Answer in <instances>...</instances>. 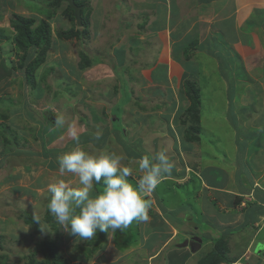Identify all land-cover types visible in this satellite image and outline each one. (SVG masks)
Masks as SVG:
<instances>
[{"label": "crops", "instance_id": "1", "mask_svg": "<svg viewBox=\"0 0 264 264\" xmlns=\"http://www.w3.org/2000/svg\"><path fill=\"white\" fill-rule=\"evenodd\" d=\"M15 1L16 0H3L0 2L2 4V6H0V13L8 12V14H6L8 17L11 16V13L18 14L14 11ZM34 1L35 0H32V2ZM76 1L77 3L84 4V6H82L76 3L81 6L82 19L89 21L88 27L90 36L84 41L85 48H88L90 53H95L93 51L94 48H97L98 44L104 45L102 54H104L110 62L100 61L102 59L100 58L96 64L110 66L114 73L107 76L105 79L96 81V85H99V87H96V89L92 87L89 91V95H87L89 96V101H91V99L94 100L90 105H97L98 102L110 100L114 97L117 98L113 103H118V100L122 97L121 85L123 81L128 84L129 88L132 86L134 90V94H132V103L130 104L128 102L129 104L125 107L119 119L113 116L115 114L109 113L108 115H104L109 118L107 120L103 118V115L97 116L91 120L90 124L86 122V127L83 128V130H78L76 132L80 146H87L92 153L103 151L123 154L125 157L123 162L125 166L134 169L133 175L128 178L129 182L133 185L138 183L139 176L142 175V173H139L137 170V163L142 155V153L137 154L138 152L134 151L137 144L140 145L141 150L147 149L146 152L149 151L150 153H156V151L162 149L173 151V154L168 156L170 162L173 164L172 171L170 174L163 177L161 183L170 182L172 184L186 185L193 181L195 176L199 179L198 187H195L192 191L194 196L193 200L198 204L197 209H194L193 201L187 202L189 205L188 211H185L183 207L179 205L175 207H172L171 204L170 206H166V202L164 199L159 198L156 190L149 195L152 201V206L148 213L149 219L140 223L134 221L137 233L139 232L137 235L141 238V241H139L143 243V246L140 248H145V251H148V264H150V261L159 258L161 253H164L163 256L168 260V264H184L192 256L189 247H177V245H175L177 241L173 243L179 234H182V239L179 240V243L189 238L187 233L191 230L189 225H186L184 229L180 228L176 219L172 218V216H168V212H175L174 210H177L175 217L177 219L181 217L184 221H186V214L188 212L192 213L193 219L198 215L203 222L200 226L201 233L198 234L202 236V240L204 237L203 235L208 237L206 242L202 241L201 247L204 245V248L207 250L211 248L207 247L209 244H212L211 239L217 238L221 234H226L225 240L227 242L234 235L240 236L242 234L243 236L249 233L251 234L250 230H243L247 223L253 225L259 223V228H263L262 230H264V191H260V189H256L259 190V192L255 191V188H259V186L255 185L257 184L254 182L255 180H251L250 183L246 182V179L249 177L247 174L252 173V171H248L247 174H245L239 172L240 170L238 168H235V173L232 174L230 172L228 176V181L230 182H207L203 177H205V173L209 170L207 167L203 169L200 167L198 164V156H194V154H198L199 151L196 152L193 150L196 147H200V145H197V142H200L202 139V135L199 136L200 132L198 133L199 138L197 137L196 140L191 141V139H187V141H184V139H180V130L176 128L178 134L174 133L171 122L164 119V117L168 119L167 111L161 115L165 124L164 132L162 127H152L154 126V122L153 118H151L152 115L158 114L157 110H152L153 108L158 110L161 109L158 107V103L153 104L152 99H154V101L157 99L162 101L164 98H168V93L171 94L175 91H184V82L186 80L197 82L203 91L204 87L199 83V77L204 75L217 76L216 80L223 79L225 82L224 84L229 86L232 92H238V88H240L241 92H248V90L253 91L254 89L256 92H264V0ZM30 4L31 2H28L27 5L25 4L24 7L26 8H24V10L34 7ZM7 7H9V9H7ZM2 15H4L3 19H1ZM6 15L0 14V29L14 34L15 31L13 27L8 26L9 23L5 20L7 19ZM37 16L39 17V13ZM54 21H57L59 24L58 26L64 29L72 26V24L70 26L69 20L62 16H58ZM55 25L52 26L51 24V28H54ZM51 34L53 41L49 51H51L52 48L66 50L69 44L67 43L66 45L64 40H60L52 30ZM1 39L3 38H0V40ZM7 40L10 41L8 45L9 52H11V49L12 51L16 50L15 53L21 56L22 53L21 51H17L13 40ZM8 41L0 43V47L2 49L6 48L3 47V45L6 43L8 44ZM49 51L47 57L49 56ZM6 59V56H2V60L5 61V64L10 66ZM113 60H115L114 63ZM188 62L194 63L190 66ZM198 62L200 64H198ZM56 63L57 61H55V64ZM211 63L214 64V67ZM216 63L217 67H215ZM120 64L126 65L127 71L118 74L116 73V69L120 70V68L117 67ZM62 65L68 69L61 67ZM178 65L180 70L177 69ZM55 68L60 71L58 78L64 77L65 80H68L65 78V73L79 71L76 66L71 64V60L66 55L63 56L60 63L56 64ZM222 68L225 75H223L221 71ZM65 70L68 71L65 72ZM133 71H136V73ZM134 75H136V77ZM239 76L246 78L240 85L237 84ZM179 79L182 80V88L180 89L181 83L179 84ZM170 80L172 83L175 82L178 90L174 88V83L171 84ZM163 81H170V83L162 88L161 93H158L155 97H151L150 95L142 96L143 83L147 82L146 90H158L160 88L158 83L162 84ZM72 82H76V89L79 92V87H81L80 83H77V81ZM58 84L60 83L57 80L56 87ZM25 85L26 84L23 86ZM5 86L7 85L5 84ZM61 86L62 84L58 86L57 92H59L60 88L64 87ZM36 87L37 86L34 88ZM34 88L30 87V92ZM38 88L40 89L42 87L38 86ZM8 89H11V87L9 86ZM44 90L45 88H43V93ZM18 91L21 92L20 98L14 95L9 96L7 100L0 99V108L5 107V109L10 110L12 116H15L18 111H24L29 118L37 120L40 127H44L46 123L44 116L42 117V113L46 108L41 110L36 104L47 105L44 104L46 103L44 99L45 95L43 94L41 97H38L31 93L32 95L29 96V93L24 91L22 87H20ZM47 91L46 89V92ZM9 92L11 93V90ZM97 95L100 98H98ZM55 96L56 95L53 97ZM75 96L76 95H72V98L77 99ZM6 97H8V95ZM246 97L247 96L244 98L245 100L249 98ZM134 98L138 99L137 103L136 101L134 102ZM60 104L61 101H58L57 106H60ZM111 104L107 105V108L104 109L109 110ZM242 106L245 108L248 107L245 105V102L242 103ZM232 107L236 108L240 107V105H232ZM28 110L33 114L27 113ZM37 113L40 116L39 119H36V116H38ZM61 115L64 116L65 114L61 113ZM67 115L68 114L65 116ZM159 118L160 117L157 116V119ZM1 121L0 119V126H3L6 122ZM13 121L15 120L9 119L7 122L11 125ZM100 121L105 122V125L103 126ZM114 122H118L120 125H122V123L126 124L127 128H124L125 133L116 131L113 128ZM143 122H145V125L150 124V126L139 128L140 133L135 139V133L132 134L131 130H134L135 126L139 127ZM14 124H17V122H14ZM68 125L69 124H67V126ZM53 126H56L55 123ZM176 127L182 128L183 134V127L178 125H176ZM17 128L18 127H13L12 125L11 131L6 128L7 131L5 134H0V154L1 156L4 154L6 159L13 155L24 156L28 153H35L34 151H30L29 148L23 149L24 145L28 144L27 139L24 137L25 132L23 130H17ZM89 129L91 130V135L88 136L86 132ZM62 130L63 129L57 127L53 132V136L50 138H48L47 133L45 136L49 140L47 141L45 139V146L47 147L52 139L56 140L57 137L62 134ZM115 132L125 134V139L127 138V140H117V137L114 135ZM161 141H169V143H162ZM9 143L13 144L14 150H8L7 147L5 148V144L7 145ZM67 147L68 149H66ZM74 147H76V142L71 137L63 147L64 149L57 146L49 149L45 148L42 152H36L35 154L39 155L43 153L48 156L44 158V161L39 160L37 162L39 165H35V167L38 169L40 165L46 166V170L49 171L50 165L53 164L50 160L54 161V163L57 162L55 155L51 152L52 150L57 149L60 153L69 149L71 150ZM85 150L88 151V149ZM5 151L7 153H5ZM186 156L188 160L184 158ZM189 156H193L192 160ZM56 164L57 163H55V168L53 167L52 169L59 168L58 164L57 166ZM6 166H8V164ZM40 170L41 169H38V171ZM203 173L204 175H202ZM41 180L46 182V179L39 176L35 182L36 188L34 189L36 192H38V187H40L38 185H40L39 182ZM190 196L191 194L187 195L186 199H189ZM237 199L238 202L236 203ZM253 199L256 201L263 200V207L247 204V202H251ZM257 218H259V222ZM213 221H215V223ZM132 226L133 224H130L131 228ZM126 231L128 233L131 229L129 228ZM256 231L258 230L256 229ZM170 244L173 246L171 245L169 247ZM203 252H205V250ZM234 261L235 260H231V262Z\"/></svg>", "mask_w": 264, "mask_h": 264}, {"label": "rangeland", "instance_id": "2", "mask_svg": "<svg viewBox=\"0 0 264 264\" xmlns=\"http://www.w3.org/2000/svg\"><path fill=\"white\" fill-rule=\"evenodd\" d=\"M2 1L3 0H0V2ZM49 1L50 0H35L30 4L34 7L28 10H24V8H26L24 7V5H27L28 0H16L14 11L18 14L25 15L26 17H28L29 15L38 17L37 14L39 13V18H42L43 14L39 9L41 6L48 7ZM0 6H2L1 3ZM7 9H9V7H7ZM0 14L6 15L8 14V12ZM1 17V19H3L4 15H2ZM6 17L7 19L5 20L8 21V26H11V16L8 17L6 15ZM36 24L38 23H35L34 25ZM50 24H52V26L56 24L54 28H51L53 32L59 25L57 21L53 20H50ZM3 33L10 34L6 31H3ZM3 40L8 41L6 38H3L0 40V43L4 42ZM9 42L10 41H8V44L6 43L3 45V47L6 48L2 49L0 47V67L3 63L2 56H6L7 63L11 67L18 68L21 62V56L15 53L16 50L12 51L11 49V52H9ZM64 42L66 43V45L67 43L69 44L67 46V49L64 50L60 48H52L51 51H49L50 53L47 57L46 64H43L38 69V71L41 73L45 68L54 66V70H51V72L46 75V80L51 78H55V80H57L60 71L56 69L55 66L57 63H60L64 55L68 56V58L71 60V64H73L74 66H76L77 62L79 61V46L77 39L73 37L69 40H64ZM103 47L104 45L98 44L97 48H94L93 52H95V55H103L100 61L110 62L109 59L104 56V54H102ZM87 50L89 51L88 48ZM115 60H113V63L115 62ZM55 61H57L56 64ZM189 62L188 65L190 66L192 65V63H194ZM198 64L200 63L198 62ZM211 64L214 67V64ZM61 67H63L64 69H68L64 65H62ZM215 67H217V63ZM111 69L112 68L110 66H105V64L94 63L91 67L83 70L82 72L74 71L65 73V78L68 79L67 81H77V83H80L81 87H79V92L76 89V84H69V86L65 85L63 88L59 89V92L56 93H53L54 89L52 91L48 89L47 92H44V99L46 101V103L44 104L47 105L36 104L41 110L50 108L53 113H57L58 116H62L61 113L65 115L68 114L67 116H62L65 120V124L61 128L63 129L62 134L59 135L56 140L52 139L47 147L45 146L46 149L57 146L61 149H64L63 147L72 137L70 134L71 131L77 132L78 130H83V128L86 127V122L90 124L91 120L93 118H96L97 116L103 115V118H106V120L109 118L104 115H108V113L116 114L117 117H120L124 112L125 107H127L129 103H132L133 97H130L128 99L126 98V94L121 93L122 97L116 104H114L113 102L117 97H114L110 100L98 102L97 105H90V103L92 104V102H94L93 99L89 101V96H87L89 95L90 89L92 87H94L93 89L99 87V85H96V81L105 79L107 76L114 74ZM177 69L180 70L179 65L177 66ZM67 71L68 70H65V72ZM221 71L223 75H225V72H223V68L221 69ZM133 72L136 73V71ZM136 75L134 76L136 77ZM199 78V83H201L204 87V90L202 91V114L199 116V118L196 121L191 122L186 121V116L184 115V122H182L181 120H177V123H175V114L178 117L182 116V113L176 109H178L181 104L185 103V94L183 93L184 91H175L171 94L168 93L167 96L169 97L167 99L171 101V103L173 102L172 104L170 103L168 109L174 111L170 112L164 109L158 110L153 108L152 110H157L158 114L156 115H158V117L160 118L157 119V116L155 114L151 116L154 122V126L152 127H162L163 132L165 131V124L164 121L161 120V115H163L165 111H167L168 121L171 122L173 132L178 134L176 128L180 130V139H184V141H187L189 137L196 136L199 138V136L202 135L201 141L197 142V145H200V149L196 147L193 150H195L196 152L199 151V153L194 154V156H198V164L200 165V167L202 169L207 167L209 170L207 173H205V177H203L204 180L209 183H212L213 181H219L220 183L230 182L228 181L230 172L234 174L235 168H238L240 170L239 172L245 174H247L248 171H252V173L247 174V176L249 177L246 179V182L250 183L251 180H255L254 182L257 183L255 185L259 186V188H255V191L259 192V190L256 189L264 191V92H256L255 89L253 91L248 90V92H241L240 88H238V92H232L230 91V87L224 84L225 82L223 79L216 80L217 76L204 75ZM238 78L240 80H237L238 85L242 84V82L246 80V78L242 76H239ZM25 79L26 78L23 70L14 71V74H12L11 77L9 76L8 79H3V77L1 76L0 99L7 100L9 96L14 95H16L17 98H20L21 92L18 91L20 87H22V89L28 92L29 96H31L32 94L30 92V87L28 85L23 86L24 84H27ZM170 81H163L162 84L158 83V86H160L159 89L157 87L158 90H146L147 82L143 83L142 96L150 95L151 97H155L158 93H161L162 88L170 83ZM181 81L182 80L179 79V84L181 83L179 89L182 88ZM186 81L184 82V84L186 83ZM189 81L190 83H193L192 80ZM173 83L174 88L177 89L175 82ZM173 83L171 81V84ZM5 84L7 86H5ZM43 84L45 85V82H43ZM9 86L11 87V89H8ZM10 90L11 93L9 92ZM67 93H69V95H67ZM52 94H55L56 96L53 97L54 95L52 96ZM7 95L8 97H6ZM71 95H76L75 97L77 99L70 97ZM245 96L249 98L245 100ZM97 97L100 98L98 95ZM152 100L153 104L159 103L158 99L155 101L154 99ZM58 101H61L60 106H57ZM135 101L137 103L138 99L134 98V102ZM243 102H245V105L249 107V110H246V108L242 106ZM109 104H111L109 106V110L104 109L107 108V105ZM232 105H240V107L234 108L232 107ZM170 107H173V109ZM7 112L8 113H5L4 109L0 108V119L2 120L1 122H6L5 124H3V126H0V134H5L7 129L11 131L12 125L13 127H18L17 130H23L25 132L24 137L25 139H27V143L29 144H25L23 149L29 148L30 151H34L35 153L39 151L42 152L44 146L43 144H46V140L48 141V138L53 136V132L57 127L54 126L52 127V131L47 132L48 138H46L45 140L46 131L43 130L44 127H40V124L37 120L29 118L24 111H18L15 116H12L11 112H9L8 110ZM44 115L45 114L42 113V117ZM48 116L51 117V114L49 113ZM8 118L15 121H13L10 125L7 122L9 120ZM39 118V115L36 116V119ZM14 122H17V124H14ZM100 122L103 126L105 125V122ZM144 123L145 122L141 123L139 127L135 126L134 130H131L132 134L135 133V139L140 133L139 128L150 126V124L145 125ZM67 124L69 125L67 126ZM176 125L183 127V134L182 128L176 127ZM113 128L116 131L125 133L124 128L127 127L126 124L122 123V125H120L118 122H114ZM90 131L91 130L89 129L86 132L88 136L91 135ZM199 132L200 134L198 136ZM114 135L119 141L125 139V134L115 132ZM125 140H127V138ZM161 142L169 143V141ZM6 147L8 150H14L13 144H5V148ZM83 147L91 152L90 148H88L87 146ZM66 149H68V147ZM140 150V145L137 144L134 151L138 152L137 154L142 153L141 157L144 155H148L150 157L153 156V154L155 155V153H150L149 151L146 152L147 149L141 151ZM67 151H70V149ZM65 152L56 153L55 158L57 159L59 155ZM157 152L158 151H156V153ZM166 152L168 156L170 154H173V151L171 152V150H166ZM5 153L7 152L5 151ZM35 153H28L24 156H7V159L5 158L4 154L3 156H1L0 154V264H135L137 258L138 260L148 258V251H145V248H140L143 246V243L140 242L141 238H139V235H137L139 232L137 233V228L134 222L132 223V228L130 227V225L127 228L131 229V231L128 233L126 231L127 229H125L123 232H120L119 230L117 232H112L111 230H109L108 233L104 232V235L99 238V242L98 244H95V247H91V243H89V240H93L97 236V234L91 239H82L79 237L71 236L67 232H65L64 229L57 224L55 218L47 210V204L50 199V194L47 189L50 183H55L61 179L66 183H69L73 187H78V178L67 173L61 174L59 172V168L52 169L49 167V171H47L46 166L40 165L38 169L41 170L38 171L35 165H39L37 164V162L39 160L44 161V158H47L46 156L48 155H45L43 153H40L38 155ZM189 157L192 160L193 156ZM184 158H187L188 160L187 156ZM50 162L54 164V161L50 160ZM7 164L8 166H6ZM202 175H204V173ZM39 176L46 179V182H43L41 180L39 182L40 185H38L40 186L38 187V192H36V190L34 189L36 188L35 182ZM198 180V177L195 176L193 181L189 182V184L186 185L163 182L159 185V187H157L156 191L159 195V198L164 199V201L166 202V206H170V204L172 207L179 205L180 207H183L185 211H188L189 205L187 202L193 201L194 209H197L198 204L193 200L194 196L192 191L195 187H198ZM102 188L103 187L97 188L95 186L93 195H95L96 192L101 191ZM190 194V198L186 199L187 195ZM237 202L238 199L236 200V203ZM262 203L263 200H259L257 202L255 200V202L249 203L247 202V204H254L257 207H263ZM24 210L31 211V213L33 214L36 211L40 214V219L43 222H41L40 225L36 224L35 221L27 222L26 216L23 214ZM174 211L175 212H168V216H172V218L176 219L180 228L184 229L186 225H188V221H184L183 219H181V217L177 219L175 217L177 210ZM190 216H192V213L188 212L186 214V218ZM259 218H257V221L259 220ZM213 222L215 223V221ZM192 223L194 224V226L192 224H189V226H191V230L197 232V234L201 233L200 226L203 222L200 220L198 215L195 216V219H193ZM39 226L41 228H49L50 230L42 232ZM195 227L198 229L197 231L194 230ZM245 229L250 230L251 234L249 233L243 236L242 234L240 236L234 235L228 242L226 241L224 244H221V246L225 248V250L221 253L223 258L219 262V264H231V260H233L234 258V260L237 261L238 258L240 259L238 261L239 264H264L263 228H259V223L254 225L251 223H247L246 226H244L243 230ZM256 229L258 231H256ZM181 235L179 234L173 241V243L175 241H177L176 243H179V240L182 239ZM203 236V241L206 242L208 237L206 235ZM41 241L46 242L45 245L42 246ZM86 243H88V245ZM172 244H170L169 247ZM207 247L210 248L211 245L209 244ZM89 248L92 249L87 253L86 250ZM49 249L52 250L50 251ZM204 250L205 252L208 251L206 248H204V245L196 252H192L190 250L192 256L184 264H196L198 262L197 260L202 255ZM163 255L164 253H161L160 257L154 259L153 261H150V264H168V260H166Z\"/></svg>", "mask_w": 264, "mask_h": 264}, {"label": "clouds", "instance_id": "3", "mask_svg": "<svg viewBox=\"0 0 264 264\" xmlns=\"http://www.w3.org/2000/svg\"><path fill=\"white\" fill-rule=\"evenodd\" d=\"M43 113L45 120L53 121L52 127L54 123L58 128L64 126L65 120L62 116L52 111L49 117L47 110ZM52 127L48 131H52ZM70 134L76 142V147L59 155L57 161L59 172L77 177L79 186L73 187L62 179L48 185L50 199L47 210L57 224L71 236L91 239L97 232H123L134 221H147L152 206L149 195L173 168L166 150L162 149L151 157L144 155L139 158L137 170L142 175L139 176L138 183L133 185L128 178L133 175L134 169L125 166L123 154L86 151L80 146L77 133L71 131ZM101 183L102 190L93 195L95 185ZM251 202H255V199ZM33 217L35 223L40 225V214L35 211ZM40 229L42 232L50 230L41 227ZM193 232L190 230L188 233ZM238 261L235 260L231 264H239Z\"/></svg>", "mask_w": 264, "mask_h": 264}, {"label": "trees", "instance_id": "4", "mask_svg": "<svg viewBox=\"0 0 264 264\" xmlns=\"http://www.w3.org/2000/svg\"><path fill=\"white\" fill-rule=\"evenodd\" d=\"M47 1V0H46ZM75 3H77L76 0H74ZM28 2H32V0H28ZM27 2V3H28ZM41 2V1H40ZM84 6L83 3H77ZM50 7V8H48ZM48 7L41 6L39 9L41 13L43 14L42 18L35 17L33 15L31 16H22L16 13H11V26L13 27L15 33L14 34H5L3 31H6L4 29H0V38H6V39H12L13 43L16 46L17 51H21V62L18 68H14L11 66H7L5 64V61L3 60V63L0 67V77H9L12 74H14V71L17 70H23L25 75V81L26 85L29 87H35L33 90H31V93L34 94V96L41 97L43 93V88H45L44 92H46V89H50L51 91L54 89L53 93L57 92V88L60 84H62L61 87L69 84L73 85L75 82H68L64 79V77H59L57 80L60 84H58L57 87V80L55 78L51 79H45L46 75L53 70L54 66H50L48 68H45L42 70V72L39 74L38 69L46 63L47 61V53L50 46L52 45V34H51V24L50 20H56L58 18V15L65 17L69 20L70 28L64 29L62 27H56L55 34L60 40H69L70 38L75 37L78 42L79 51V61L76 64V68L79 71L85 70L89 67H91L94 63H97L102 56L100 54L95 55L94 53H90L84 45V41L87 40L90 36V30H89V21L86 19H82V25L77 26L76 21L73 17V11L69 7V5L64 1L59 0H50L48 2ZM32 8V7H31ZM60 11V12H58ZM58 13V14H57ZM82 13V9H81ZM35 23H38L34 25ZM7 32V31H6ZM120 68V70L116 69V73L120 74L121 72L127 71V66L124 64H120L117 66ZM39 74V75H38ZM47 81V82H46ZM45 82V85L43 84ZM193 81V83H190L189 80L186 81L184 84V94L185 98L184 104H181V106L178 107V111L182 113L181 117H178L175 114V123H177V120H181L184 122L183 116H186V121H196L199 116L202 114V88L200 85ZM64 83V84H63ZM127 83L125 81L122 82L121 89L122 93L126 94V98L132 97V94H134L133 87L126 85ZM50 85V86H48ZM38 86H41L42 88H38ZM70 90V89H69ZM75 91V90H73ZM55 94H52V96ZM69 95V93H67ZM72 97V95L70 96ZM169 98V97H168ZM123 99V98H122ZM167 98H164V100H160L158 103V107L167 111H174L171 109H168L171 101H169ZM173 103V102H172ZM171 103V104H172ZM157 104V103H156ZM145 105V104H144ZM173 109V107H170ZM5 113L7 112V109L5 107L3 108ZM48 114L52 112V110L49 108L47 109ZM246 110H249V107H246ZM10 112V110H8ZM27 113L33 114L30 110L27 111ZM194 114V115H192ZM115 118L119 119L117 115H113ZM158 116V115H157ZM46 119V118H45ZM44 119V120H45ZM165 120H168L167 117H164ZM164 119L161 118L163 121ZM47 122V123H46ZM45 126L43 130L48 131L51 129L53 121L45 120ZM46 139V136H45ZM188 139L196 140L197 137H189ZM43 142V141H42ZM43 149H45V144H43ZM54 155L58 153V150H52L51 151ZM58 164V161L55 162ZM55 163L50 165L51 168L55 167ZM56 164V166H57ZM98 187H103L102 183L95 185ZM23 214L26 216L27 222L35 221L33 217V213L31 211L24 210ZM41 218V217H40ZM26 222V223H27ZM41 222H43L41 220ZM104 235V232H97V236L93 240H89V243H91V247H95V244H98L99 238ZM226 234H221L219 237L215 239H211V248L207 252H203L202 255L197 260L198 262L196 264H219V262L222 260L221 253L225 250L221 246V244H224L226 242L225 240ZM42 246L45 245L46 242L41 241ZM88 245V243H86ZM47 245V244H46ZM90 249V250H89ZM86 250V252H90L92 248H89ZM50 251L52 249H49ZM136 256V255H133ZM136 258V257H135ZM234 260V259H233ZM149 260L147 258H143L142 260L135 261V264H148Z\"/></svg>", "mask_w": 264, "mask_h": 264}, {"label": "water", "instance_id": "5", "mask_svg": "<svg viewBox=\"0 0 264 264\" xmlns=\"http://www.w3.org/2000/svg\"><path fill=\"white\" fill-rule=\"evenodd\" d=\"M66 2L69 7L72 9L73 11V17L76 21L77 26H81L82 25V18H81V6L77 5L75 3L74 0H59ZM53 119H55V116H52ZM186 220L188 222H190V224H192L194 226L193 222V217H187ZM196 226V225H195ZM196 228V227H195ZM189 238L184 239L182 242L177 243V247H184L187 246L189 247V249L192 252H196L200 249L201 245H202V236L201 235H197L195 233H188Z\"/></svg>", "mask_w": 264, "mask_h": 264}, {"label": "flooded vegetation", "instance_id": "6", "mask_svg": "<svg viewBox=\"0 0 264 264\" xmlns=\"http://www.w3.org/2000/svg\"><path fill=\"white\" fill-rule=\"evenodd\" d=\"M193 232V231H192ZM194 233V232H193Z\"/></svg>", "mask_w": 264, "mask_h": 264}]
</instances>
